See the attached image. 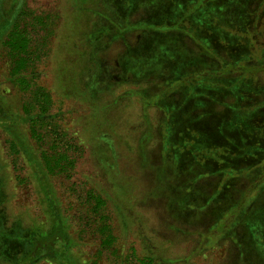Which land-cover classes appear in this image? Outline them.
I'll use <instances>...</instances> for the list:
<instances>
[{"label": "rangeland", "instance_id": "374dc122", "mask_svg": "<svg viewBox=\"0 0 264 264\" xmlns=\"http://www.w3.org/2000/svg\"><path fill=\"white\" fill-rule=\"evenodd\" d=\"M151 1L0 0V264L25 253L14 235L51 227L14 133L48 173L75 264H264V106L247 117L264 102V0L210 27L202 0ZM151 33L172 37L165 59ZM233 58L250 69L221 93Z\"/></svg>", "mask_w": 264, "mask_h": 264}, {"label": "trees", "instance_id": "16d2710c", "mask_svg": "<svg viewBox=\"0 0 264 264\" xmlns=\"http://www.w3.org/2000/svg\"><path fill=\"white\" fill-rule=\"evenodd\" d=\"M202 1L204 4V15L208 16L207 18L204 17V25L210 27V26L214 25V23H215L213 18H212L213 13L218 12L219 16L223 15V14L227 15V10L230 7L231 3L233 4L234 0H213V1L202 0ZM163 3L164 2H162V1L160 2V4H163ZM197 7L198 6L196 3V6H191L190 8H188L189 14H188V16H186L187 17L186 20L189 19L190 14H192V13L194 14ZM178 17H179V15H177V17L175 18V24L176 25L178 24L177 23V21L179 19ZM220 18L221 17H219V20H220ZM182 20L185 21V18ZM182 20H180V21H182ZM164 23L162 22V24H164ZM226 23L227 22L224 21V24H226ZM2 29H3V27L0 26V39L3 37V30ZM184 29H186V28H184ZM158 30L159 29H154L153 31L157 32ZM159 31H162V30H159ZM221 33H223L224 36H227L225 31H221ZM228 36H230L229 32H228ZM193 37L196 38V36H193ZM171 38H172L171 36L168 38V37H165L159 33L154 34V35H153V33H151V44H153V43L156 44L155 49L153 48V50H155L154 54L151 53L152 54L151 59L154 58L155 61L165 59V57H164L165 53L163 52L164 50H162L163 49L162 45H168L169 43L167 41H169V39L171 40ZM248 38L250 39L251 37L248 36ZM3 39H4V37H3ZM93 42H95L94 43L95 47H94L93 51L100 52L103 49V47H101L97 41L94 40ZM159 45H161V47H158ZM159 49H160V51H159ZM208 51L209 50H207V52ZM169 52H171V54L173 55V54H177L178 50L175 49V50L171 51V49H170ZM211 52H212L211 56H213V51L211 50ZM92 58H93L92 61L94 64L99 63L97 61V59L95 58V56ZM233 59H235V61L233 63L234 65H229L227 67H224L222 64H220L219 66L216 67V68H218V70L220 69V72H219V74H220L219 78L220 79L219 80L222 81V82L220 81L216 86H218L217 90H219V92H221V93L225 92V91H227L226 93H228V92L231 93L230 82H228L229 80L227 79V77H224V76H230L232 73L234 74L236 71V72H239V75H237L236 79H239V78H242L244 76L242 74L247 69L248 70L250 69L249 68L250 65H245V64L239 62L237 60V58H233ZM231 66L234 68V71L231 68H229ZM164 67H166V66H163L162 64L155 65V66L151 64V78L154 75L156 77L159 76V81H156L155 84H159L160 86L162 85L161 81L162 82L166 81V80H164V78L167 79L165 77L166 74H165ZM259 68H257V69H259ZM139 70H140L139 71L140 77L144 78L147 75H149L146 70H144V69H139ZM238 76H240V77H238ZM224 81H227V85L224 84ZM204 84H207V83H204ZM222 84L225 85V87ZM39 89L41 90V92L44 96L47 95V91L45 88L39 87ZM243 94H244V92L241 93V95H239V97L237 96L238 98L236 99V101H238L239 98L243 96ZM239 103H240V108L245 107L243 102H241V99H240V102H236V104H239ZM258 104H260V105H258ZM262 106H264L263 100H258V102H256V106H253L250 108L252 113L247 115V117L251 118L253 116H256L257 113L260 112V109L262 108ZM225 107H226V109H228L231 112V110H230L231 108H229L230 106L225 105ZM237 109H239L238 106H237ZM222 121H226V120H222ZM0 124L3 127L11 130V128L9 126V122H7V120H3L0 118ZM241 126H243V125H241ZM14 137L18 140V142L11 141V150L13 153L12 152H10V153H11V155L17 154L18 156L26 159V162L30 167V172H31L32 176L34 177L39 189L41 191H43L45 194V201H46V205H47V209H48V213H49V217H50V221H51V227L45 233L35 230V231H31L30 233L28 232V233L23 234V235H18V234L14 235V239H17V240L23 242V244L25 246L24 247L25 253L23 255H21L20 258H18L16 261H14L13 264H34L39 259H41L42 257H45V256L55 258L56 260H58L60 262V264H75V261L73 260V258L70 255V245L72 244V240H71L70 234L68 232V223H67L66 218L63 216V214L61 212L60 204L58 202V198L56 197V195L54 194V191L52 189V185H51V181H50V178L48 176V173L44 169V167L42 166V164L39 161L38 157L36 156L35 152H33L31 150L30 146H27V144L23 143L22 140L15 133H14ZM13 157H16V156H13Z\"/></svg>", "mask_w": 264, "mask_h": 264}, {"label": "flooded vegetation", "instance_id": "af4514ba", "mask_svg": "<svg viewBox=\"0 0 264 264\" xmlns=\"http://www.w3.org/2000/svg\"><path fill=\"white\" fill-rule=\"evenodd\" d=\"M144 1V0H143ZM146 1V0H145ZM162 1V0H161ZM160 1V2H161ZM159 1L158 2H155V1H151V3L155 6V4H159L160 3ZM163 2V1H162ZM134 6V5H133ZM133 6H131L130 7V14H129V16L131 15V17H133V16H135V15H137L138 13H140V11L137 9V7L136 8H133ZM123 14V13H122ZM122 17H124L125 15L123 14V15H121ZM127 16V15H126ZM115 62H117V59H116V61ZM117 64V63H116Z\"/></svg>", "mask_w": 264, "mask_h": 264}, {"label": "crops", "instance_id": "0c3cea01", "mask_svg": "<svg viewBox=\"0 0 264 264\" xmlns=\"http://www.w3.org/2000/svg\"><path fill=\"white\" fill-rule=\"evenodd\" d=\"M164 2V0H162ZM166 1H170V0H166Z\"/></svg>", "mask_w": 264, "mask_h": 264}]
</instances>
